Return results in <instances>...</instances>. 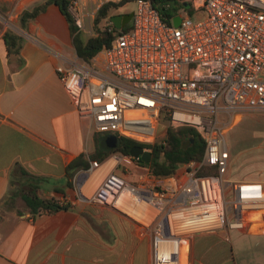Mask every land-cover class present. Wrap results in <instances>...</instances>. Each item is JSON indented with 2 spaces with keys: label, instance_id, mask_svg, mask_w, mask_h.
Returning <instances> with one entry per match:
<instances>
[{
  "label": "built area",
  "instance_id": "2783aa9c",
  "mask_svg": "<svg viewBox=\"0 0 264 264\" xmlns=\"http://www.w3.org/2000/svg\"><path fill=\"white\" fill-rule=\"evenodd\" d=\"M87 1L69 4L78 34L106 3L133 1L136 8L130 29L116 28L112 45L91 62L53 52L62 60L56 71L80 117L91 121L96 133L146 144L156 143L166 117L168 126L195 129L206 148L201 162L186 164L165 185L135 186L111 173L84 200L133 217L120 206L127 194L133 205L154 209L152 219L133 218L152 230L155 264L179 261L181 247L197 234L244 232L254 219L264 222V184L226 177L227 129L245 111H264V0L168 1L163 13L174 7L171 17L153 0H100L92 2V11ZM199 15L203 18L196 19ZM111 17L104 25L109 31L115 30ZM1 23L14 28L0 14ZM203 167L217 174L201 176Z\"/></svg>",
  "mask_w": 264,
  "mask_h": 264
},
{
  "label": "crops",
  "instance_id": "0c3cea01",
  "mask_svg": "<svg viewBox=\"0 0 264 264\" xmlns=\"http://www.w3.org/2000/svg\"><path fill=\"white\" fill-rule=\"evenodd\" d=\"M47 1L0 0V14L14 25L0 24V264H155L150 228L84 197L94 195L111 173L135 186L165 185L171 177H155L132 156L104 158L107 147L96 142L94 124L80 117L56 71L62 60L53 52L65 60L78 56L60 6L48 4L21 23L23 13ZM10 31L23 39L19 52L7 46ZM20 169L30 176L17 182ZM32 179L41 199L68 200V209L18 211L22 199L17 194L9 200L11 192ZM242 181L264 184L261 178ZM182 264H264V222L254 219L244 232L195 235L185 244Z\"/></svg>",
  "mask_w": 264,
  "mask_h": 264
},
{
  "label": "trees",
  "instance_id": "16d2710c",
  "mask_svg": "<svg viewBox=\"0 0 264 264\" xmlns=\"http://www.w3.org/2000/svg\"><path fill=\"white\" fill-rule=\"evenodd\" d=\"M168 1L173 2L174 4L177 3V0H153L154 7L160 10L164 17H171L175 9L173 7L171 10L163 13L164 7L162 5ZM180 1H182L183 4H193V0ZM70 2L71 0H49L44 5L36 7L31 12L27 11L23 13L21 16V23L25 26L26 22L35 19L40 13L44 12L46 5L51 3L58 4L62 13L66 16L71 25V30L74 35V46L78 57L89 63L103 50V48H108L112 45L114 32H117L116 27H114L115 30L109 31V29L102 26V24L112 16L111 12L113 10L120 9L124 6V4H104L97 12V16L94 20L96 35L89 38L87 41H84L77 33V27L74 25L73 18L68 11ZM130 27L131 25H127L123 31L129 30ZM5 41L10 51L19 52L23 39L10 31L5 35ZM167 120L168 119L166 117L162 119L164 122H167ZM103 135L105 136V134H96L97 143L101 142ZM116 137L118 140L117 145L112 148H107L104 158L106 159L110 155L116 153H120L124 156H130V152L134 147L141 146L146 150H151L153 159L148 166L150 167L152 174L157 178L175 176L182 166L191 162H201L206 148L205 141L202 139L200 134L195 129L190 127L175 128L169 125L166 136L163 140L154 144L139 143L120 135H116ZM186 143H189L188 147H185ZM137 161L141 163L139 159ZM75 168L76 164H73L67 169V172L70 173L72 170H75ZM216 174L217 170L215 168L203 167L199 172V175L201 176ZM19 175L20 177L17 179V182H20L22 179L30 176L23 169L19 170ZM39 189L40 186L37 179H32V181L29 182L25 188L22 187L18 193L12 191L9 200L13 201L15 198L14 195L18 194L17 196H20L25 206L34 215L44 211L54 212L61 209H68V206H59L55 201L41 199L38 195Z\"/></svg>",
  "mask_w": 264,
  "mask_h": 264
},
{
  "label": "rangeland",
  "instance_id": "374dc122",
  "mask_svg": "<svg viewBox=\"0 0 264 264\" xmlns=\"http://www.w3.org/2000/svg\"><path fill=\"white\" fill-rule=\"evenodd\" d=\"M100 0H88L87 5L89 10H93L92 2ZM136 5L133 1L127 3L123 7L111 12L112 16L129 14L134 12ZM93 18L86 20V30L81 34V38L87 41L89 38L96 35ZM203 15H199L196 19H202ZM106 24L103 22L102 26ZM130 25V24H129ZM100 59V58H99ZM225 117L221 116L220 121H224ZM168 122L161 121L158 128L156 142H160L166 136ZM145 139V137H143ZM226 141L231 154L229 162L228 174L226 177L232 181L242 180H264V111H245L242 116L238 117V123L230 127L226 131ZM185 170V165L181 167L179 174ZM18 211L25 209L24 202L18 200L15 204ZM152 209V208H151ZM154 218L156 211L152 209ZM132 215V214H131ZM135 217V216H133ZM137 218V217H136ZM144 223H149L143 221ZM203 234V233H201ZM188 263V261H187Z\"/></svg>",
  "mask_w": 264,
  "mask_h": 264
},
{
  "label": "water",
  "instance_id": "95a60500",
  "mask_svg": "<svg viewBox=\"0 0 264 264\" xmlns=\"http://www.w3.org/2000/svg\"><path fill=\"white\" fill-rule=\"evenodd\" d=\"M133 15H134V12H131L129 14L115 15L111 17V20L118 30H122L131 23ZM180 21L181 19L179 17L175 18L174 25L179 26ZM102 142L107 148H112L117 145L118 140H117L116 135L107 134L102 138ZM188 146H189V143H186L185 147H188ZM130 156L136 159H141V161L146 164H150L153 159L152 153L144 149L141 146L134 147L130 152Z\"/></svg>",
  "mask_w": 264,
  "mask_h": 264
},
{
  "label": "bare ground",
  "instance_id": "6f19581e",
  "mask_svg": "<svg viewBox=\"0 0 264 264\" xmlns=\"http://www.w3.org/2000/svg\"><path fill=\"white\" fill-rule=\"evenodd\" d=\"M113 162L114 161H112L111 163H113ZM94 176H96V175H94ZM92 181H94V180H92ZM126 195L127 194H125V196L122 198V200L120 202L121 208L124 209L126 212H128L129 214H132V215H134V216H136V217H138L140 219H142V218L148 219V218H150V217H152L154 215V212L151 209V207H149L148 205H145V204H142V205H139V206L133 205L131 203L129 197L126 196ZM169 247L172 248V245H169ZM184 249H185V244L180 249L181 255H180L179 261H177L174 264H182Z\"/></svg>",
  "mask_w": 264,
  "mask_h": 264
},
{
  "label": "flooded vegetation",
  "instance_id": "af4514ba",
  "mask_svg": "<svg viewBox=\"0 0 264 264\" xmlns=\"http://www.w3.org/2000/svg\"><path fill=\"white\" fill-rule=\"evenodd\" d=\"M104 137V136H103Z\"/></svg>",
  "mask_w": 264,
  "mask_h": 264
}]
</instances>
